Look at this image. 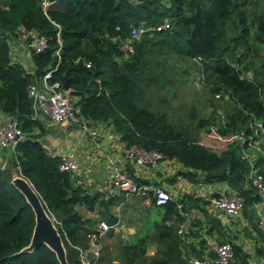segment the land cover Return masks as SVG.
<instances>
[{"label":"trees","instance_id":"trees-1","mask_svg":"<svg viewBox=\"0 0 264 264\" xmlns=\"http://www.w3.org/2000/svg\"><path fill=\"white\" fill-rule=\"evenodd\" d=\"M43 1L0 0V112L10 118L19 114L13 119L24 138L9 164L17 167V175L31 183L54 219L67 263L82 264L80 252L90 246L88 234H96V245L102 239L99 232L90 230L93 220L81 215L76 207L83 206L91 212L103 209L106 222L115 226L117 217L109 209L121 205L126 193L90 192L69 172L61 171L60 158L51 156L43 146L42 125L32 119V99L27 93V86L36 82V77L10 56L9 41L21 30L35 31L46 39L42 51L30 49L33 69L41 70L42 75L56 67L52 80L58 81L69 97H75L73 103L82 117L110 125L123 144L155 149L164 158L177 160L187 168L183 177L190 182L227 183L243 197L244 217L264 243V235L257 227L258 217L254 218V205L261 197L248 183L250 167L241 159L239 145L231 142L220 154L214 152L202 145L189 127L172 124L166 112L152 110L147 94V88L159 82L152 67L157 50L198 59L203 81L211 92L224 88L234 103L226 117L227 129L222 132L237 125L246 126L244 129L250 132L248 125L253 119L264 127V61L258 70L252 68L254 59H264V0H46L45 8ZM165 18L170 21L169 29H151L134 40L128 59L118 60L121 53L114 37H128L132 25L153 28ZM247 59L250 61L243 66ZM244 73H249L250 78ZM206 126L207 120L199 118L198 131ZM254 166L264 179V156L260 155ZM12 180L10 166L0 167V264H60L44 244L22 252L30 244L35 217ZM148 196L155 229L152 236L162 246V252L140 264H182L181 239L177 234V225L185 219L182 212L189 213L192 207L209 201L184 194L156 205L152 193ZM196 225L199 231L194 223L188 235L200 238L201 246L203 234L222 230V224L210 216H206L205 223ZM224 241L227 240L221 237ZM149 245L147 236H131V243L122 248L126 264H137ZM232 247L241 264H249L248 254L239 246ZM106 248L98 250L97 256L89 254V263L104 262Z\"/></svg>","mask_w":264,"mask_h":264},{"label":"built area","instance_id":"built-area-1","mask_svg":"<svg viewBox=\"0 0 264 264\" xmlns=\"http://www.w3.org/2000/svg\"><path fill=\"white\" fill-rule=\"evenodd\" d=\"M129 1L137 3L139 0ZM47 5L48 3L44 0V8ZM169 28L170 21L165 18L153 28L143 24L138 26L132 25L130 26L128 37L120 38L117 36L112 40L118 43L122 58L128 59L133 53L134 40L149 33L151 29L165 31ZM115 29L118 31L119 27L116 26ZM21 31L20 38L27 44L29 49L40 52L46 47V39L38 36L35 31ZM56 54H59L58 50ZM86 66L89 67L90 63H87ZM55 68L49 69L36 79V82H32L27 86L28 96L32 99V119H47L50 126L75 125L84 136L91 139L94 146L99 147V139L105 134L103 126L100 123H93L90 119L82 117L79 114V108L74 105L71 97L61 89L60 83L52 80V73ZM28 73L34 74V69L28 70ZM244 76L250 78L249 73H244ZM248 128L250 132H247L246 129L236 131L227 140L239 145L240 157L246 160L250 167L247 173L248 183L258 190L261 202H263L264 179L259 173L258 168L254 166V163L256 154L264 156V127L260 121L253 119L249 123ZM23 138L24 133L13 118L6 120L0 125V149L8 150L11 156H15L16 147ZM121 153L129 163L137 167H155L162 160L166 159L155 149H145L136 145H126L123 143L121 145ZM50 155L60 158L59 168L61 171H67L72 176L79 175V163L74 154L66 153L59 155L57 153H50ZM110 162L113 166L109 177V185L113 190L135 195L145 192L152 193L156 205H164L168 201L173 200L171 192L166 188L157 185L148 186L139 184L123 167L115 165L113 160H110ZM1 168H4V166ZM243 205L244 199L241 194L229 185H225L219 189L216 196L212 197L209 203L211 209L220 210L230 217L239 216L242 213ZM178 208L181 210V205H178ZM256 214L258 217V227L264 231V214L260 210ZM182 216L185 219L177 230V234L181 239L182 264H241L234 254L232 243L229 241L221 242L213 238L204 237L205 254L200 256L191 253L189 242L191 236L188 235V232L193 225V220L187 213L182 212ZM112 227L114 226L101 220L98 229L99 235L106 233ZM87 237L90 241L94 242L96 234L90 233ZM199 240L200 238L197 239V246ZM93 245L96 248L93 253L97 256V245Z\"/></svg>","mask_w":264,"mask_h":264},{"label":"crops","instance_id":"crops-1","mask_svg":"<svg viewBox=\"0 0 264 264\" xmlns=\"http://www.w3.org/2000/svg\"><path fill=\"white\" fill-rule=\"evenodd\" d=\"M10 56L13 62H18L24 65L25 69L32 70V60L30 49L27 44L24 43L20 34L15 37H11L10 41ZM10 119L7 115L0 112V125L6 120ZM40 129L42 130L40 141L46 150L50 153H57L59 155L72 153L75 155L79 163V175L74 176L78 184L84 185L90 192L99 191L104 193L117 194L120 191L113 190L109 185V177L111 174L112 166L110 160H113L115 165L123 167L134 179L136 178L139 184L148 186H162L169 190L173 196V199H179L184 194H190L194 197H203L210 203V199L214 197L218 190L223 186H227V183H194L188 181L183 177V173L187 168L175 159H164L155 167H137L129 163L121 153L122 143L119 141V136L116 135L110 125L101 124L105 131L104 137L99 139V147L94 146V143L87 136H84L81 131L71 124L50 126L47 119H40ZM43 129H42V128ZM36 133H39V129H35ZM209 135H213V139L221 142V134L217 131H209ZM204 141H200L205 147L212 149L214 146L210 145L212 142L210 138H203ZM215 148V147H214ZM11 160V155L8 150L0 149V167L6 168ZM149 192L140 194H126L127 200H131L137 205L144 206L148 209L150 206ZM209 203L202 205L199 203V207H192L189 210V215L195 223V228L198 229L197 224L206 222V216L214 217L222 224V230L215 231L212 235L203 234L204 237L221 240V237L227 241H231L232 244L242 248L243 252L248 254L249 264H264V243L259 238V235L252 228L249 220L244 217L243 212L237 217H230L225 215L220 210L211 209ZM83 209L85 217H93L94 212L88 211L83 206H77L76 210ZM254 218H257V211L260 210L264 214V202H259L254 205ZM179 226V225H177ZM258 227V221H257ZM178 228V227H177ZM258 229L263 233L259 227ZM133 230L129 231V234H133ZM198 238L191 236L190 251L196 255L205 254L204 245H196ZM95 248V246H94ZM96 249V248H95ZM94 249V250H95ZM93 250V251H94ZM92 248L82 249L81 257L85 254L87 264H90L87 260L86 253H90ZM85 264V263H84Z\"/></svg>","mask_w":264,"mask_h":264},{"label":"rangeland","instance_id":"rangeland-1","mask_svg":"<svg viewBox=\"0 0 264 264\" xmlns=\"http://www.w3.org/2000/svg\"><path fill=\"white\" fill-rule=\"evenodd\" d=\"M256 49H259V47ZM157 52L158 53L154 54L152 67L154 71L158 73L159 82L150 86L151 88H147L152 110L158 111V113L166 112L168 121L172 124H181L189 127L201 142L204 141L203 138H210L212 142H209V144L215 147H213L212 150L220 154L231 143L227 140L230 135L232 136L236 131L246 127L237 125L235 129L227 130L226 133L222 132L227 129L226 117L229 111L234 108V103L229 98V91L220 88L215 92H211V87L203 81L201 67L197 61L180 57L170 52L160 53L158 50ZM262 55L264 56V54ZM118 60H123L122 55ZM248 61H250V59H247L243 63V66L248 63ZM261 61H264V59L259 61L254 59L252 68L258 70ZM155 87L165 88L156 89ZM71 100L74 102L75 97H71ZM193 113L194 115H192ZM199 118L206 119L208 124V126L200 131L196 128ZM212 130L221 134V142L214 140L213 135H209V131ZM103 137L104 136L100 138V141ZM258 157L259 155L256 154L255 160ZM8 166H10L13 178L19 176L17 175V167L15 168L10 164ZM109 210L113 216L115 215L117 217L118 222L117 225L109 229L106 233L100 234L102 239L100 240V244L97 243V250L107 247L103 253L104 262L100 264H126V259L122 254V248L124 247L123 245L131 243V236H147L150 241L145 256L139 258L137 264L142 262L146 263L150 258L160 256L162 246L157 243L155 237L152 236L155 229L153 225L154 220L150 219L153 216L150 209H145L144 206L137 205L131 200H127L125 195V200L121 205L110 208ZM94 211H96V213ZM94 211L93 217H90L93 220L90 230L97 233L99 231V222L101 220L106 221V218L103 216L106 212L98 208ZM78 212L81 215L84 214L83 209ZM131 230L134 232L130 235L129 231ZM96 239L97 237L94 242L90 241V248H92V251L86 253L87 260H89V254L95 249L93 244H95ZM81 260L82 264H87L85 254H83Z\"/></svg>","mask_w":264,"mask_h":264},{"label":"water","instance_id":"water-1","mask_svg":"<svg viewBox=\"0 0 264 264\" xmlns=\"http://www.w3.org/2000/svg\"><path fill=\"white\" fill-rule=\"evenodd\" d=\"M41 73L42 71L39 69L34 70L36 79L40 77ZM18 116L19 114L16 113L13 118L17 119ZM12 184L25 197L26 201L31 206L35 217V225L30 244L25 247L22 252H31L37 246L44 244L55 253L60 264H68L65 248L61 236L55 227L54 219L49 216L45 210L39 195L31 183L24 177L17 176L13 178Z\"/></svg>","mask_w":264,"mask_h":264}]
</instances>
